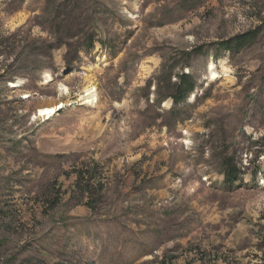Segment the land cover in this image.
I'll use <instances>...</instances> for the list:
<instances>
[{"label": "rangeland", "instance_id": "rangeland-1", "mask_svg": "<svg viewBox=\"0 0 264 264\" xmlns=\"http://www.w3.org/2000/svg\"><path fill=\"white\" fill-rule=\"evenodd\" d=\"M0 264H264V0H0Z\"/></svg>", "mask_w": 264, "mask_h": 264}, {"label": "bare ground", "instance_id": "bare-ground-1", "mask_svg": "<svg viewBox=\"0 0 264 264\" xmlns=\"http://www.w3.org/2000/svg\"><path fill=\"white\" fill-rule=\"evenodd\" d=\"M214 69H215V65L211 63L208 68V76H209V80L211 81H214L218 78L217 72H215ZM223 72H226L225 67H223ZM45 78H46V81L51 80V76L49 74L46 75ZM90 85L91 84L85 86L83 95H81L80 97L83 104H91L95 99V94H94L95 89L91 87ZM60 108H63V104L61 103L55 104L52 107L41 108L38 110V113H36L35 116L43 117L44 119H49L54 114H56V112L59 111Z\"/></svg>", "mask_w": 264, "mask_h": 264}, {"label": "trees", "instance_id": "trees-1", "mask_svg": "<svg viewBox=\"0 0 264 264\" xmlns=\"http://www.w3.org/2000/svg\"><path fill=\"white\" fill-rule=\"evenodd\" d=\"M185 77V76H184ZM230 169V168H229ZM237 176L236 174L234 173V170L233 169H230L228 170L226 173H225V179L227 182H231V181H234L236 180Z\"/></svg>", "mask_w": 264, "mask_h": 264}, {"label": "crops", "instance_id": "crops-1", "mask_svg": "<svg viewBox=\"0 0 264 264\" xmlns=\"http://www.w3.org/2000/svg\"><path fill=\"white\" fill-rule=\"evenodd\" d=\"M215 203H216V202H213V201H212V203H209V204H210V207H215V206H216ZM211 227H212V226H211ZM181 230H182V232H184V235H186L187 233H189V232H188L189 228L185 229V227L182 226V227H181ZM177 232H179L178 227H177Z\"/></svg>", "mask_w": 264, "mask_h": 264}]
</instances>
